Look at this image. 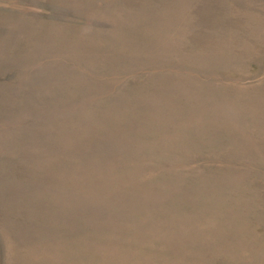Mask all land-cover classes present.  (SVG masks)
I'll return each instance as SVG.
<instances>
[{
  "label": "rangeland",
  "instance_id": "obj_1",
  "mask_svg": "<svg viewBox=\"0 0 264 264\" xmlns=\"http://www.w3.org/2000/svg\"><path fill=\"white\" fill-rule=\"evenodd\" d=\"M0 264H264V0H0Z\"/></svg>",
  "mask_w": 264,
  "mask_h": 264
}]
</instances>
